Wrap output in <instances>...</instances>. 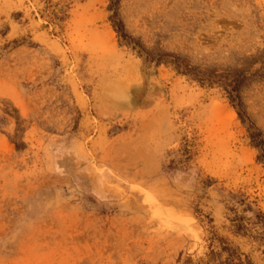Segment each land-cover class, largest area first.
<instances>
[{"label": "rangeland", "instance_id": "obj_1", "mask_svg": "<svg viewBox=\"0 0 264 264\" xmlns=\"http://www.w3.org/2000/svg\"><path fill=\"white\" fill-rule=\"evenodd\" d=\"M220 242L264 264V0H0V264Z\"/></svg>", "mask_w": 264, "mask_h": 264}, {"label": "trees", "instance_id": "obj_2", "mask_svg": "<svg viewBox=\"0 0 264 264\" xmlns=\"http://www.w3.org/2000/svg\"><path fill=\"white\" fill-rule=\"evenodd\" d=\"M184 152L187 153V149H184ZM174 168L173 165L167 166L169 171ZM241 256L237 249L220 242L217 247L210 246L204 256L198 259L187 257L182 264H250L246 257L242 259Z\"/></svg>", "mask_w": 264, "mask_h": 264}]
</instances>
